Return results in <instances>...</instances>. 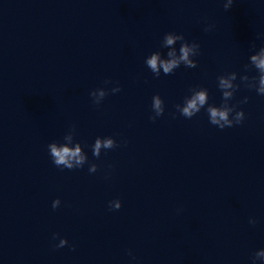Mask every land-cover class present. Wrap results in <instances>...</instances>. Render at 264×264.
Returning a JSON list of instances; mask_svg holds the SVG:
<instances>
[{"label":"clouds","instance_id":"obj_1","mask_svg":"<svg viewBox=\"0 0 264 264\" xmlns=\"http://www.w3.org/2000/svg\"><path fill=\"white\" fill-rule=\"evenodd\" d=\"M233 4V0H226L224 4L225 10L231 8ZM211 26L206 31L210 30ZM177 41H182L179 54L177 55L176 50H171L167 52V59H162L161 54L159 52H155L146 58L145 63L148 68L154 73L157 77H159L161 69L165 75L171 74L177 69L181 64L185 65L188 68H195L197 66V62L194 59H190V55L196 56L199 54L200 45L198 43H188L185 41L184 36L182 34L176 33H166L163 37L164 46H171ZM251 62L255 65L257 69L260 71V75L258 77V87H254L253 85L248 84L247 86L250 88H255L257 93L260 95H264V47L259 49L258 55H252L250 57ZM231 78L228 79L225 75H221L218 77V87L222 91L223 101L227 102L232 99L234 92L239 87L238 85L233 86L232 81L236 80V73L232 72L230 74ZM243 81H247V77L241 78ZM105 83H110V81H105ZM225 89H233V91H225ZM113 93L119 92V86L111 89ZM107 91L104 88H98L93 90L90 95L93 97V102L95 104H100V102L107 95ZM208 91L205 88H200L198 91H192L190 97H186L183 105H176L177 110L186 118H192L197 113L200 112L205 105H208L206 111L209 116V122L213 125L218 126L220 129H224L226 127H232L234 124H240L244 119V112L242 110L237 111L236 107L232 105L231 107L221 106L217 107L214 105L208 104ZM243 102H247V98ZM152 109L155 113L154 116L150 117V119L155 120L156 117L163 115L164 113V102L161 97L157 94L152 98ZM235 113L233 118H229L231 113ZM74 132L73 128L64 136V143L52 142L48 145L49 154L52 158L53 163L57 167H63L67 169H74L82 167L86 161L87 157L82 152V146L80 143H74ZM75 144L74 147H69V144ZM116 141L113 138H106L103 141L97 137L94 144L92 145L93 155L99 157L101 154V148L104 149H112L116 147ZM97 165L91 164L89 167V172H96ZM60 200H54L52 207L55 209L59 206ZM110 207L114 209H120L121 202L119 200H115L110 202ZM249 223L255 224V220L251 219ZM55 238V237H54ZM68 241L66 239L61 238L59 240V244L56 247H64L67 245ZM254 259L264 260V249L257 251L255 253Z\"/></svg>","mask_w":264,"mask_h":264}]
</instances>
